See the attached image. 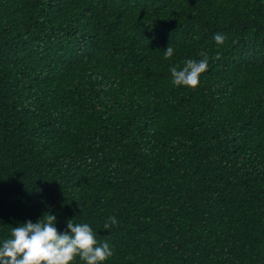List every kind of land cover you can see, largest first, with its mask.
<instances>
[{
  "label": "trees",
  "instance_id": "obj_1",
  "mask_svg": "<svg viewBox=\"0 0 264 264\" xmlns=\"http://www.w3.org/2000/svg\"><path fill=\"white\" fill-rule=\"evenodd\" d=\"M48 211L102 264H264V0H0V246Z\"/></svg>",
  "mask_w": 264,
  "mask_h": 264
},
{
  "label": "clouds",
  "instance_id": "obj_2",
  "mask_svg": "<svg viewBox=\"0 0 264 264\" xmlns=\"http://www.w3.org/2000/svg\"><path fill=\"white\" fill-rule=\"evenodd\" d=\"M217 45H223L227 37L222 33L214 35ZM233 43H236L234 41ZM164 59L173 56L174 49L169 46L163 51ZM201 60H186L183 68H170L172 82L177 85L195 88L200 76L207 71V54L201 51ZM67 221V229L59 233L56 227L57 217L51 211L45 212L35 223L31 220L12 228L11 237L0 246V264H72L75 257L86 264H102L113 255L108 243L98 244L92 228L87 223L76 224ZM115 216H110L104 228L115 225Z\"/></svg>",
  "mask_w": 264,
  "mask_h": 264
}]
</instances>
